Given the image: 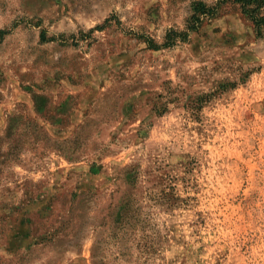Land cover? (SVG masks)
Returning a JSON list of instances; mask_svg holds the SVG:
<instances>
[{
  "label": "rangeland",
  "instance_id": "obj_1",
  "mask_svg": "<svg viewBox=\"0 0 264 264\" xmlns=\"http://www.w3.org/2000/svg\"><path fill=\"white\" fill-rule=\"evenodd\" d=\"M219 1L0 0V264H264V38L137 39Z\"/></svg>",
  "mask_w": 264,
  "mask_h": 264
},
{
  "label": "trees",
  "instance_id": "obj_2",
  "mask_svg": "<svg viewBox=\"0 0 264 264\" xmlns=\"http://www.w3.org/2000/svg\"><path fill=\"white\" fill-rule=\"evenodd\" d=\"M231 2L238 5L241 14H243L252 24L255 36L264 38V0H220L215 6H206L202 2L194 5L192 16L186 25L185 31L178 32L170 30L163 38V43L156 44L145 35H137V39L142 40L149 50H160L173 47L176 43H185L191 33L197 32L205 20L212 19L217 14V7L220 4ZM107 19L105 22H109ZM0 34L4 32L0 31Z\"/></svg>",
  "mask_w": 264,
  "mask_h": 264
}]
</instances>
